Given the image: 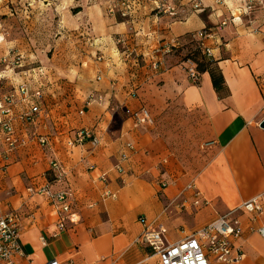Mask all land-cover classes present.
<instances>
[{
	"label": "crops",
	"instance_id": "obj_1",
	"mask_svg": "<svg viewBox=\"0 0 264 264\" xmlns=\"http://www.w3.org/2000/svg\"><path fill=\"white\" fill-rule=\"evenodd\" d=\"M198 1L199 8L192 1L185 3L181 16L153 13L157 2L161 3L159 0L142 4L139 11L123 16L122 21L110 17L112 21L103 28V35L94 39L93 54L96 50L103 51L116 64L109 69L91 57L88 60L95 67L94 83L87 86L84 96L87 97L90 89H96L106 100L90 102L75 129L85 125L93 129L100 137L95 150L89 140L69 146L74 128L68 133L59 127L53 130L57 123L51 110L52 124L46 125L40 119L38 127H35L38 122L21 125L18 135H27L25 146L3 155L6 146L0 140V167L5 165L0 170L2 209L19 215L20 243L35 264L54 259L63 264L69 261L73 264H161L151 246L137 239L145 228L140 217L144 216L153 226L162 224L165 243H172L264 192V128L260 126L264 120V0H253L250 15L240 14L244 8L242 0L195 2ZM17 6V0H0V33L4 29L8 30V36L11 33L5 42H0V58L13 45L21 46L30 55L28 44L18 36L22 22L15 23ZM209 10L211 17L206 16ZM212 20L215 22L210 24ZM223 20L227 22L221 26ZM203 28L217 35L209 43L229 91L222 97L217 94L208 71L201 72L199 83L194 84L181 65L190 41L188 37ZM117 32L125 34L131 50L137 54L146 53L171 38H177L183 45L167 56V68L157 75L158 105L143 103L149 93L147 84L143 87L146 83L143 78L138 84L133 83L137 85V96L124 94V85L125 90L131 91L133 78L126 62L119 59L118 47L110 44ZM98 69L103 74L99 81L95 79ZM112 80H118L114 87H111ZM167 103H181L189 110L200 109L207 114L209 132L201 144L207 141L215 144L200 146L207 149L204 160H195L186 167L172 156H164L152 131L155 118ZM121 107L126 109V115L117 125L114 111ZM139 107H145L151 118L145 124L136 125L128 110ZM40 136L46 137L45 148L38 141ZM127 141L134 148L124 164L127 171L121 174L115 165ZM47 157L58 159L61 169H52ZM83 158L90 159L95 169L89 170ZM45 172L55 178L49 180ZM103 172L108 175V188L115 192V197L102 196L104 184L98 177ZM201 177H207L213 188L204 187ZM165 178L170 180L162 185ZM46 185L53 191L74 193L71 206L79 214L77 221L69 220L67 228L57 237L53 233L57 228L59 202L44 192L29 190ZM196 191L201 200L199 205L193 203L198 199ZM215 200L222 207L210 211ZM75 204L78 209L74 208ZM237 215L242 221L243 233L232 239L233 254L239 249L244 258L236 264H264V238L254 229L264 224V214L255 220L244 210H239ZM41 236L47 239L46 245ZM209 260L210 264H226L212 256Z\"/></svg>",
	"mask_w": 264,
	"mask_h": 264
},
{
	"label": "built area",
	"instance_id": "obj_2",
	"mask_svg": "<svg viewBox=\"0 0 264 264\" xmlns=\"http://www.w3.org/2000/svg\"><path fill=\"white\" fill-rule=\"evenodd\" d=\"M217 3L225 2L226 0H215ZM244 8L240 14L250 15L254 9L253 0H242ZM201 3L195 2L194 7L199 8ZM130 8V0H118L109 4L108 12L114 14L116 9H120L122 16L128 15ZM156 12L168 13L171 16L178 15V11L174 5L158 3ZM114 16V15H113ZM227 20L221 22V26L226 24ZM215 32L203 28L192 34L195 41L196 49L201 55L207 59L214 57L213 47L209 40L216 38ZM125 38L119 37L117 43L123 42ZM3 40V35L0 34V42ZM181 42L177 38H171L159 42L157 45L150 48L146 53L137 54L135 50H131L129 46L121 51H118L119 59L122 62H127L129 56L134 52L136 56H142L148 62L150 70L159 74L160 71L167 68V56L174 50L180 49ZM93 60L98 64H104L109 69L113 68L114 62L110 57L100 50H96L92 56ZM3 63V68L0 71V140L4 141L6 148L2 152L3 155L12 152L21 146L27 144V135L19 136L18 131H22L21 125L27 122L35 123L40 119L45 121L46 125L52 124L50 110L43 108L45 101L42 85L38 83L36 68H27L24 63V56L12 47L9 48L6 55L0 58ZM88 60L84 61V65L88 64ZM181 65L189 80L198 84L201 78V72L197 68V63L193 57L186 55L181 59ZM154 75V74H153ZM103 77L102 70L98 69L95 79L101 80ZM116 80L111 81V87H114ZM132 96H137L136 91L131 90ZM89 101L104 102L106 97L97 90L92 89L89 93ZM83 112V111H81ZM128 116L133 119L136 125L145 124L150 120V112L145 107L128 110ZM19 127V128H18ZM89 140L92 150H95L100 144V137L97 136L93 129L83 126L73 130V135L68 140V145L75 147L82 145ZM38 141L42 148H45L46 137L40 136ZM215 141H207L204 147L212 146ZM134 148L131 141L123 144L115 169L124 174L127 169L124 164L129 159V152ZM71 152L73 150L71 149ZM83 162L89 170L95 169L96 165L90 160L83 158ZM49 166L54 170H60V161L55 158L47 157ZM5 165L0 167L4 170ZM98 180L103 182L104 188L102 196L115 197V192L109 190V178L106 173H101ZM170 178H165L161 184H168ZM189 187L194 188L193 184ZM32 192H44L50 198L59 202L57 215V228L53 233L57 237L67 228V222L77 221L79 214L72 209L74 193L70 190L53 191L48 185L40 188H29ZM195 195L199 197V192ZM200 199H195V205L200 204ZM244 210L250 213L251 220L257 219L264 214V192L254 196L253 198L243 202L239 207L230 210L229 212L219 215L201 226L190 234L185 235L181 239L165 243L163 239L164 226L159 224L153 226L148 220L142 216L140 222L145 226L143 232L137 238L140 241L147 243L155 253L160 257L161 264H210L209 257L224 262L226 264H236L243 260L244 254L239 249L236 255L233 254L232 239L238 238L243 233L242 221L238 217L237 212ZM261 237L264 238V224L254 228ZM43 244H47V239L44 236L40 237ZM0 264H35L33 259L28 256L20 243V218L17 212L13 210L4 211L2 209V201L0 200ZM45 264H63L58 260H50ZM66 264H73L69 261Z\"/></svg>",
	"mask_w": 264,
	"mask_h": 264
},
{
	"label": "rangeland",
	"instance_id": "obj_3",
	"mask_svg": "<svg viewBox=\"0 0 264 264\" xmlns=\"http://www.w3.org/2000/svg\"><path fill=\"white\" fill-rule=\"evenodd\" d=\"M114 1L17 0V14L15 15L18 19L15 23L18 21L22 22L20 28H18V36L23 37L24 42L28 44L27 49H29L28 53L30 55L19 45H13L12 48L23 54L27 68H36L38 73L41 71L40 83H42L45 97L43 108L53 112L54 122L57 123L53 130L57 131L56 127H59L63 132L68 133L73 128L75 129L86 114L89 103L92 102L89 101L88 97L91 89L87 97L84 96V93L87 92V86L90 87L94 83L92 80L95 67L93 62L92 64L88 62L87 65L83 63L85 60H89L90 57L92 58V42L95 38L103 35V28L105 29L106 25L112 21L113 15L116 20H123L119 8L115 10L114 14L108 12L109 4ZM152 1L130 0L128 15L139 11L142 4L145 5ZM159 1L162 4L174 3L178 16H181L180 12L185 9V3H190L191 1L195 3L196 0ZM79 10L82 12L76 14ZM154 11H157L156 7L152 12L154 13ZM152 12L149 13L151 14ZM20 16H25V18L21 19ZM206 16H212L211 10L206 13ZM214 22L212 20L210 24ZM7 31L4 29L0 33L3 35L1 43L5 42V38L8 36ZM14 35L16 36V34ZM124 35V33L117 32L111 37L110 44L117 46L118 51L127 46L130 47L129 39ZM10 36L11 33L8 38ZM119 37L125 38L124 41L117 43ZM100 48L102 49V46ZM186 48L194 51L196 49L195 43L188 42ZM139 57L141 56H136L133 52L126 62L133 78L131 79V84L133 86V83L138 84L142 78L146 79L143 87L147 84L149 93L148 95L146 94L147 100L143 103L156 106L158 105L156 101L158 94L156 91V78L158 73H153L148 62ZM0 64L1 70L3 63L0 61ZM50 66L53 67L51 69L46 68ZM37 80L39 81L38 75ZM125 88L126 85L123 88L124 94L132 96L131 91L129 89L125 90ZM136 88L137 85H134L131 90L134 89L136 91ZM114 98H116L115 95ZM114 114L115 118H117L115 122L118 125L119 120L125 117L126 109L124 107L116 109ZM155 123L156 126L152 132L157 136L159 148L164 151V156H172L186 167H189L190 163L195 160H204L206 158L207 149L201 148H204L205 142L202 144L201 142L208 136L209 132L208 117L204 111L200 109L196 111L189 110L181 103H167L164 107L162 106L158 118H155ZM38 125L39 122L35 127H38ZM45 175L49 180L55 178L52 173L48 174V172H45ZM201 183L207 189L213 188V184L209 182L207 177H201ZM221 207L222 205L215 200L214 205L209 208L211 211L218 210ZM74 208L78 209L76 204Z\"/></svg>",
	"mask_w": 264,
	"mask_h": 264
},
{
	"label": "trees",
	"instance_id": "obj_4",
	"mask_svg": "<svg viewBox=\"0 0 264 264\" xmlns=\"http://www.w3.org/2000/svg\"><path fill=\"white\" fill-rule=\"evenodd\" d=\"M188 38L193 44L195 43V41L192 38V35L189 36ZM183 54H184L183 57H186V55L193 57V59L197 63V68L200 72L208 71L210 73L213 86L217 94L219 95V97H222L224 94H228L229 91L225 84V80L223 78L222 72L220 68L217 66V64L215 63L213 58L205 59L203 55H201L197 49H194V51L186 49Z\"/></svg>",
	"mask_w": 264,
	"mask_h": 264
},
{
	"label": "water",
	"instance_id": "obj_5",
	"mask_svg": "<svg viewBox=\"0 0 264 264\" xmlns=\"http://www.w3.org/2000/svg\"><path fill=\"white\" fill-rule=\"evenodd\" d=\"M260 126L264 128V120L261 122Z\"/></svg>",
	"mask_w": 264,
	"mask_h": 264
}]
</instances>
